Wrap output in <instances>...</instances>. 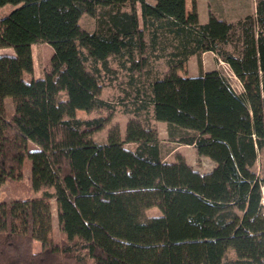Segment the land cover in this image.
<instances>
[{
	"label": "trees",
	"instance_id": "16d2710c",
	"mask_svg": "<svg viewBox=\"0 0 264 264\" xmlns=\"http://www.w3.org/2000/svg\"><path fill=\"white\" fill-rule=\"evenodd\" d=\"M186 1L0 0L14 5L0 15V47L15 51L0 54V186L12 193L0 201V264H264V0L235 23L212 13L200 22ZM90 5L92 31L80 24ZM160 37L173 49L148 85L152 117L212 159L208 172L165 160L155 135L135 141L132 119L101 143L91 134L111 114L76 115L111 109L101 96L109 58L143 71ZM37 41L53 53L28 79ZM204 51L229 65L240 92L217 69L178 72L191 55L201 68Z\"/></svg>",
	"mask_w": 264,
	"mask_h": 264
},
{
	"label": "rangeland",
	"instance_id": "374dc122",
	"mask_svg": "<svg viewBox=\"0 0 264 264\" xmlns=\"http://www.w3.org/2000/svg\"><path fill=\"white\" fill-rule=\"evenodd\" d=\"M154 2V0H146ZM197 12L200 22H206L209 13L214 14L219 18L228 21L237 22L247 14L255 11V0H195ZM187 10H191V0H187ZM14 7L11 3H6L0 7V15L5 14ZM129 9V5L124 6ZM137 9L140 10L139 3ZM98 11L90 5L80 18V24L85 29L92 31L96 26V18ZM158 44L148 52V64L143 71L129 69L130 62L126 61V65H120L114 57L109 58L107 66L101 71V80L103 89L101 96L108 100L113 105L111 109L92 111L87 113L84 110H76V115L79 117L97 116L101 114H111V119L99 130L92 133V137L97 142L107 141L109 128L113 125L118 126L121 135L124 136L125 126L129 119L134 121L135 141L139 138V131H144L147 136L155 135L161 140V149L165 160L174 161L177 157L182 158L185 162L191 165L194 169L201 173L210 171L215 162L205 155H198L192 145L177 143L171 139L168 134L167 126L164 121L155 120L152 117V105L149 101V82L156 76L163 75L168 69V55L173 49L172 44L163 41L160 37ZM164 43L165 45H162ZM33 56V72L32 74L25 73V78L39 77L42 74V69L50 59L53 50L52 47L42 41L32 43ZM13 47H0V54H14ZM218 57V58H217ZM214 56L211 53L202 55L201 53V68L197 62V56L191 55L178 70L180 74L197 75L201 71L209 69H217L229 82V84L237 92L241 91L239 80L233 75L229 65L225 63L218 55ZM146 68H149L148 71ZM6 109L8 114L13 110V103L10 97L5 99ZM135 141L126 143L128 147H133ZM30 147H34L30 144ZM262 162V159L261 161ZM259 170V165L257 167ZM22 178L28 185L30 180V160L25 159L23 162ZM32 195H38L33 192ZM12 193L8 184L4 183L0 186V201H10ZM157 207H151L146 210L147 215L158 214ZM51 223L52 236L55 240L59 239V229L57 225L56 207L54 200L51 201ZM34 249H40V242L34 241Z\"/></svg>",
	"mask_w": 264,
	"mask_h": 264
},
{
	"label": "crops",
	"instance_id": "0c3cea01",
	"mask_svg": "<svg viewBox=\"0 0 264 264\" xmlns=\"http://www.w3.org/2000/svg\"><path fill=\"white\" fill-rule=\"evenodd\" d=\"M206 53H211L212 55H214V56H216L217 57V55L214 53V52H212V51H204L203 53H202V55H205ZM218 58V57H217ZM36 78V77H35Z\"/></svg>",
	"mask_w": 264,
	"mask_h": 264
},
{
	"label": "built area",
	"instance_id": "2783aa9c",
	"mask_svg": "<svg viewBox=\"0 0 264 264\" xmlns=\"http://www.w3.org/2000/svg\"><path fill=\"white\" fill-rule=\"evenodd\" d=\"M233 73V72H232ZM234 75V74H233ZM235 76V75H234ZM236 77V76H235ZM240 82V81H239ZM241 84V83H240ZM242 88V87H241Z\"/></svg>",
	"mask_w": 264,
	"mask_h": 264
}]
</instances>
